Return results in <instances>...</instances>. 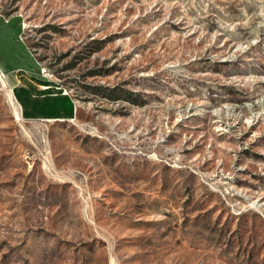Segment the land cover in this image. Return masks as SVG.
Returning <instances> with one entry per match:
<instances>
[{"label": "rangeland", "instance_id": "obj_1", "mask_svg": "<svg viewBox=\"0 0 264 264\" xmlns=\"http://www.w3.org/2000/svg\"><path fill=\"white\" fill-rule=\"evenodd\" d=\"M0 15L75 108L25 121L0 85V264H264V0Z\"/></svg>", "mask_w": 264, "mask_h": 264}, {"label": "crops", "instance_id": "obj_2", "mask_svg": "<svg viewBox=\"0 0 264 264\" xmlns=\"http://www.w3.org/2000/svg\"><path fill=\"white\" fill-rule=\"evenodd\" d=\"M21 19L0 15V85H6L25 121L70 120V98L40 75V64L21 38Z\"/></svg>", "mask_w": 264, "mask_h": 264}, {"label": "bare ground", "instance_id": "obj_3", "mask_svg": "<svg viewBox=\"0 0 264 264\" xmlns=\"http://www.w3.org/2000/svg\"><path fill=\"white\" fill-rule=\"evenodd\" d=\"M2 81V78H1V75H0V82ZM2 87H3V91H5L6 92V97H7V99H8V101H9V103H10V106L12 107V106H14L13 104H14V100H13V97H12V95H11V93H10V90L9 89H7L6 88V86H4L3 84H2ZM15 105H16V107H18V105L15 103ZM18 109V108H17ZM14 111L16 112V113H18L19 114V109H18V112L14 109Z\"/></svg>", "mask_w": 264, "mask_h": 264}, {"label": "built area", "instance_id": "obj_4", "mask_svg": "<svg viewBox=\"0 0 264 264\" xmlns=\"http://www.w3.org/2000/svg\"><path fill=\"white\" fill-rule=\"evenodd\" d=\"M40 75H41V77H43L44 79H45V75L43 74V70L41 69V67H40ZM63 95H64V93L63 92H61ZM71 120V119H70Z\"/></svg>", "mask_w": 264, "mask_h": 264}]
</instances>
